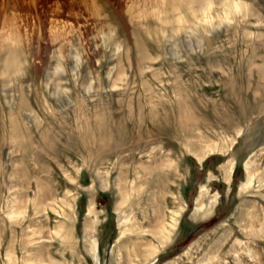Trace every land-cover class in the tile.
Masks as SVG:
<instances>
[{"label":"rangeland","instance_id":"374dc122","mask_svg":"<svg viewBox=\"0 0 264 264\" xmlns=\"http://www.w3.org/2000/svg\"><path fill=\"white\" fill-rule=\"evenodd\" d=\"M263 148L264 0H0V264H263Z\"/></svg>","mask_w":264,"mask_h":264},{"label":"bare ground","instance_id":"6f19581e","mask_svg":"<svg viewBox=\"0 0 264 264\" xmlns=\"http://www.w3.org/2000/svg\"><path fill=\"white\" fill-rule=\"evenodd\" d=\"M262 151L264 152V148L262 149ZM261 151V152H262ZM249 160V159H248ZM252 161L249 160V162L245 163V168H246V172H247V176H246V180L245 182L241 183L240 187L242 189L244 188H248L249 185H251V181H252V177H251V172H250V164ZM240 188V189H241ZM199 207V206H197ZM173 212V211H172ZM162 213V212H161ZM158 215H156L154 224L151 226L152 228V233L154 234V236H156L157 238H161L162 236H164L165 232L168 234L169 233V229L168 227H171L172 224H166V221L164 219V215H161L159 213H157ZM177 214V213H176ZM172 217V216H171ZM247 217H248V227H247V232L249 234H253V235H259V236H263L264 234V230H263V225H264V214H263V210L262 207L253 202L251 203V206L248 208L247 210ZM168 226V227H167ZM172 228V227H171ZM244 231V230H243ZM166 234V236H167ZM246 236V234H245ZM251 236V235H250ZM258 236V238H260ZM256 237V236H255ZM264 238V237H263ZM254 239V238H253ZM253 239H249V240H253ZM256 239V238H255ZM249 240L244 241L242 243V241H239V245L241 247V250L250 258H253L254 260L256 259L258 262H263L262 261V255H264V252L262 251V249L256 246H251V243H248ZM254 243V242H253ZM95 243L92 242V250H95ZM256 244V243H255ZM254 244V245H255ZM242 260V259H241ZM245 261V260H244ZM246 262V261H245ZM239 263V262H238ZM262 264V263H261ZM264 264V263H263Z\"/></svg>","mask_w":264,"mask_h":264}]
</instances>
